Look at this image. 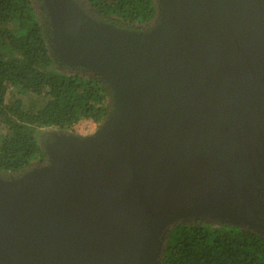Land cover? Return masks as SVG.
Returning a JSON list of instances; mask_svg holds the SVG:
<instances>
[{
    "label": "water",
    "instance_id": "obj_1",
    "mask_svg": "<svg viewBox=\"0 0 264 264\" xmlns=\"http://www.w3.org/2000/svg\"><path fill=\"white\" fill-rule=\"evenodd\" d=\"M158 2L135 31L45 0L55 52L100 71L114 108L0 178V264H160L167 225L194 214L264 233V0Z\"/></svg>",
    "mask_w": 264,
    "mask_h": 264
},
{
    "label": "trees",
    "instance_id": "obj_2",
    "mask_svg": "<svg viewBox=\"0 0 264 264\" xmlns=\"http://www.w3.org/2000/svg\"><path fill=\"white\" fill-rule=\"evenodd\" d=\"M75 1L88 15L122 29L147 31L158 20V0ZM49 24L44 0H0L3 179L48 164L36 137L40 129L77 132L88 123L100 126L113 112L114 89L100 71L59 65L45 37ZM258 188L264 206V186ZM160 264H264V233L211 215L179 217L165 229Z\"/></svg>",
    "mask_w": 264,
    "mask_h": 264
},
{
    "label": "rangeland",
    "instance_id": "obj_3",
    "mask_svg": "<svg viewBox=\"0 0 264 264\" xmlns=\"http://www.w3.org/2000/svg\"><path fill=\"white\" fill-rule=\"evenodd\" d=\"M45 1V0H44ZM81 7V6H80ZM112 25V24H111ZM151 29V28H150ZM148 29V30H150ZM60 33L57 27H55L52 18L50 16V24L47 26V29L45 31V37L50 42V46L53 50V53L56 57L57 62H59V65L62 66L65 65L66 62H64L59 55L55 52V44L59 45V38ZM65 55V54H64ZM30 99V98H29ZM24 101L27 102V98H24ZM98 125L95 123H88L84 125L83 127L79 128L77 133H82L84 135L90 134L98 129ZM4 133L3 129H0V136ZM56 134H59L56 128L47 127L40 129L36 133V137L39 140V142L44 145V148H47L53 144V142L56 140ZM1 178V177H0Z\"/></svg>",
    "mask_w": 264,
    "mask_h": 264
},
{
    "label": "crops",
    "instance_id": "obj_4",
    "mask_svg": "<svg viewBox=\"0 0 264 264\" xmlns=\"http://www.w3.org/2000/svg\"><path fill=\"white\" fill-rule=\"evenodd\" d=\"M80 134H82V133H80Z\"/></svg>",
    "mask_w": 264,
    "mask_h": 264
}]
</instances>
